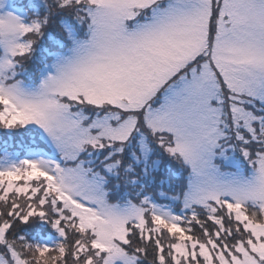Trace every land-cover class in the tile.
Wrapping results in <instances>:
<instances>
[{
    "label": "snow or ice",
    "instance_id": "obj_1",
    "mask_svg": "<svg viewBox=\"0 0 264 264\" xmlns=\"http://www.w3.org/2000/svg\"><path fill=\"white\" fill-rule=\"evenodd\" d=\"M0 134V264H264V0H0Z\"/></svg>",
    "mask_w": 264,
    "mask_h": 264
},
{
    "label": "trees",
    "instance_id": "obj_2",
    "mask_svg": "<svg viewBox=\"0 0 264 264\" xmlns=\"http://www.w3.org/2000/svg\"><path fill=\"white\" fill-rule=\"evenodd\" d=\"M21 141H23L24 144H30V138L28 137L17 136V137L6 138L2 134H0V154L3 153L6 146V142L9 151H21L20 149ZM161 202L167 203L166 201H161ZM22 232H23L22 234L26 235L29 240L35 238L38 241H43L44 238L56 235L55 232L50 227L41 225L39 222L31 226H25L22 229Z\"/></svg>",
    "mask_w": 264,
    "mask_h": 264
},
{
    "label": "rangeland",
    "instance_id": "obj_3",
    "mask_svg": "<svg viewBox=\"0 0 264 264\" xmlns=\"http://www.w3.org/2000/svg\"><path fill=\"white\" fill-rule=\"evenodd\" d=\"M55 238H56V235L55 236H49L47 238H44L43 242L48 243V242H51L52 240H54Z\"/></svg>",
    "mask_w": 264,
    "mask_h": 264
}]
</instances>
